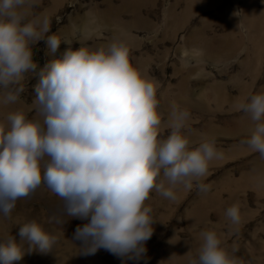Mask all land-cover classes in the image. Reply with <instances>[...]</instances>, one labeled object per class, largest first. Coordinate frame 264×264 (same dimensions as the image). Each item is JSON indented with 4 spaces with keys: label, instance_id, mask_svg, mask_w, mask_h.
Returning a JSON list of instances; mask_svg holds the SVG:
<instances>
[{
    "label": "clouds",
    "instance_id": "1",
    "mask_svg": "<svg viewBox=\"0 0 264 264\" xmlns=\"http://www.w3.org/2000/svg\"><path fill=\"white\" fill-rule=\"evenodd\" d=\"M34 3L0 0V103L20 101L27 74L37 79L36 116L17 110L8 114L7 123L0 122V213L10 217L19 200L43 185L61 201L51 221H87L74 232L80 254L104 249L138 262L146 257L156 222L145 204L150 193L175 200L176 186L190 190L194 182L207 191L200 178L221 153L214 139L190 147L187 111H174L171 133L159 136L158 84L132 63L125 42L95 50L68 47L61 58L41 67L34 45L43 41L54 54L68 41L48 35L50 21L33 15ZM240 108L256 122L242 143L264 158V93ZM225 215L239 224L241 209L233 205ZM19 236V242L11 236L0 243V264H14L26 252H51L58 241L36 220L22 224ZM201 237L198 257L190 264H243L216 231Z\"/></svg>",
    "mask_w": 264,
    "mask_h": 264
},
{
    "label": "rangeland",
    "instance_id": "2",
    "mask_svg": "<svg viewBox=\"0 0 264 264\" xmlns=\"http://www.w3.org/2000/svg\"><path fill=\"white\" fill-rule=\"evenodd\" d=\"M31 12L48 18V35L68 41L54 54L43 41L34 45L41 67L61 58L68 47L95 50L125 42L132 63L158 84L159 136L166 139L171 133L174 111H187L190 147L214 139L221 156L200 178L207 191L194 182L190 190L176 186L175 200L150 193L145 204L156 222L146 257L138 262L104 249L80 254L81 241L73 239L74 232L87 221H51L61 201L42 185L19 200L10 217L0 213V243L11 236L19 242V228L32 220L58 241L51 252H26L14 264H190L198 257L201 233L208 230L216 231L243 264H264V158L242 143L256 122L240 108L264 93V0H35ZM248 12L260 15L249 20V27L244 22ZM36 82L27 74L20 101L0 103V122L7 123L8 114L17 110L36 116ZM233 205L241 209L236 225L225 215Z\"/></svg>",
    "mask_w": 264,
    "mask_h": 264
},
{
    "label": "bare ground",
    "instance_id": "3",
    "mask_svg": "<svg viewBox=\"0 0 264 264\" xmlns=\"http://www.w3.org/2000/svg\"><path fill=\"white\" fill-rule=\"evenodd\" d=\"M253 4V3H252ZM252 4L251 5H249V8H251V6H252ZM259 14H262V11H259ZM259 14H254L253 12H248L247 14H246V18L244 19V22L246 23V25L249 27V26H253L252 24H250L249 23V20H251V19H253L254 17H258V18H260L259 16ZM255 21V20H254ZM260 24H262V29H263V25H264V23H260ZM255 28V27H254Z\"/></svg>",
    "mask_w": 264,
    "mask_h": 264
}]
</instances>
